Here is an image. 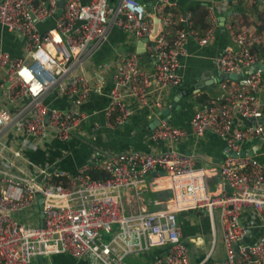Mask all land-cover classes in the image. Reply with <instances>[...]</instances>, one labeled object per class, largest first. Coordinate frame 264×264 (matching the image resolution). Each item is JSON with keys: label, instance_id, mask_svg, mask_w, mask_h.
Wrapping results in <instances>:
<instances>
[{"label": "built area", "instance_id": "built-area-1", "mask_svg": "<svg viewBox=\"0 0 264 264\" xmlns=\"http://www.w3.org/2000/svg\"><path fill=\"white\" fill-rule=\"evenodd\" d=\"M245 1L264 5V0ZM174 3L154 0L157 29L148 36L153 17L140 0H61L60 5L58 0H0V26L23 42L18 55L0 46V264H32L38 254L48 259L54 253L87 264H129V255L153 249L158 253L140 264H264V233L250 239L251 229L264 228V159L256 152L232 153L244 139L264 132L259 91L264 32L250 22L228 25L230 42L214 56L219 76L243 71L242 76L221 80L220 94L194 105L189 118L194 135L210 131L223 138L217 163L194 165L191 154L175 146L186 129L164 120L149 136L165 143L161 150L109 152L74 173L34 157L46 142L66 141L88 116L78 104L104 91L105 67L87 74L81 63L110 26L144 38L152 63L143 66L135 51L114 47L102 108L105 126L126 122L131 105H165V93L179 83L184 41L207 43L215 21L212 17L198 31L191 11L175 12ZM201 4L210 13L211 7ZM48 19L51 24L40 29L38 23ZM55 98L68 104L52 105ZM93 168L107 176H89L86 170ZM157 189L168 195L152 199ZM145 193L161 206L149 208ZM189 209L204 212L210 231L209 246L194 262L176 216ZM216 227L220 258L211 256Z\"/></svg>", "mask_w": 264, "mask_h": 264}, {"label": "crops", "instance_id": "crops-1", "mask_svg": "<svg viewBox=\"0 0 264 264\" xmlns=\"http://www.w3.org/2000/svg\"><path fill=\"white\" fill-rule=\"evenodd\" d=\"M113 2L116 0H112ZM144 3L147 12L153 16L157 11L151 9L154 0H140ZM174 1L171 10L183 11L195 3L207 4L211 7L210 13L206 16L210 22L214 18V31L211 39L205 44H198L193 38L187 37L184 41L185 54L178 60L179 83L175 87L168 89L164 96L163 106H169L167 114L160 113L161 108H148L147 106L131 105L132 113L126 122L117 127H107L103 123L102 108L107 104L108 99L105 94L108 88V77L111 70V57L114 47L123 50L135 51L136 37L126 33L124 30L110 26L106 37L100 41L99 45L93 49L91 55L81 63V68L87 74L97 67H105L107 83L104 91L91 93L83 99L78 107L88 113V116L76 128H74L66 141L52 140L46 142L44 149H39L34 153L35 158H49L54 160L56 165L62 167L67 172L74 173L77 166L88 160L101 158L109 152H116L127 148H140L143 150H161L166 145L163 141L150 140L152 127L158 121L164 120L170 124L179 125L186 129V133L176 143V147L187 154H191L194 165H210L220 161L222 157L221 148L224 143L223 138L205 131L201 135H194L189 130V118L191 110L196 104L209 101L221 92V80L225 78L219 76L218 68L214 62V56L219 54L225 44L230 42V32L228 25L237 26L244 22H250L254 26L263 24L264 5L259 2L248 3L245 0H170ZM167 8V7H166ZM191 11V10H190ZM192 19L193 13L191 12ZM223 16V31L219 29V16ZM52 20H43L38 23L40 29H45ZM212 22V21H211ZM193 26L201 31L193 24ZM22 39L11 31L0 26V46L11 55H18L22 47ZM137 53V52H136ZM138 61L141 65L147 66L152 62L146 51L139 52ZM260 95L264 98V85L260 87ZM203 96H202V95ZM52 105H67L66 100L52 99ZM241 123L247 121L240 118ZM264 121V120H263ZM95 123L96 125H93ZM240 150L245 152L250 149L256 152L260 159H264V132L261 136L244 139L240 143ZM217 173L211 176H216ZM152 175L149 172L147 176ZM166 190L153 191L152 199H164L168 194ZM143 203L149 208L161 206V202L152 203L148 194H144ZM177 219L181 225L183 239L189 248V259L194 262L203 254L210 244L209 222L204 212L199 210L177 211ZM217 224V223H216ZM264 233L263 229L253 228L250 230V239ZM191 237V239L189 238ZM158 251L156 249L146 252L133 253L127 257L129 264H140L144 260L152 258ZM222 246L219 229L216 227L214 244L211 256L220 258L222 256ZM45 264H87L84 259H75L64 253H54L43 257ZM32 264H39L37 256Z\"/></svg>", "mask_w": 264, "mask_h": 264}, {"label": "water", "instance_id": "water-1", "mask_svg": "<svg viewBox=\"0 0 264 264\" xmlns=\"http://www.w3.org/2000/svg\"><path fill=\"white\" fill-rule=\"evenodd\" d=\"M60 1L61 0H58V4L60 5ZM219 29L222 33L223 31V19L224 17L223 16H219ZM157 23H158V17L157 16H153L152 18V25H151V29L148 33V36H153L156 32V29H157ZM134 50L135 52L139 53V52H143L145 50V40L144 38H137L136 41H135V46H134ZM261 67V66H260ZM250 69H248L247 71H249ZM245 73V72H244ZM243 74V71H238V72H226V73H221L220 74V77L221 78H233V79H236V78H239L241 77ZM172 104H174V102H172L169 106H163L161 109H160V113L162 114H167L170 107H172ZM155 123L159 122L158 119H155L154 121ZM244 150H239V151H233L232 153L233 154H243ZM246 152H251L250 149L247 150ZM38 201H40V198H37ZM39 208L41 207V204L39 203ZM37 260H38V263L39 264H45L44 263V259H43V255L41 254H38L37 255ZM31 264V263H30Z\"/></svg>", "mask_w": 264, "mask_h": 264}, {"label": "trees", "instance_id": "trees-1", "mask_svg": "<svg viewBox=\"0 0 264 264\" xmlns=\"http://www.w3.org/2000/svg\"><path fill=\"white\" fill-rule=\"evenodd\" d=\"M108 2L113 3L112 0H108ZM189 8H190L191 12L193 13L192 25L194 24L195 26H197L200 29L205 28L209 24V21H208L207 16H206L207 11L204 8V6L201 3H195V4L190 5ZM240 19H241L240 21L244 22V20L241 17H240ZM263 22H264V20H263ZM255 28L257 31H263L264 32V23L263 24L262 23L257 24L255 26ZM260 55L264 57V45H262L260 47ZM86 173H88L89 176H91V177H106L107 176V172H104L102 170L95 169V168L87 169Z\"/></svg>", "mask_w": 264, "mask_h": 264}]
</instances>
